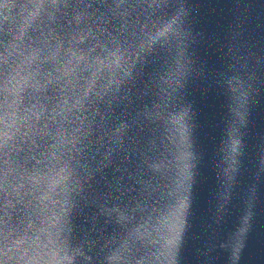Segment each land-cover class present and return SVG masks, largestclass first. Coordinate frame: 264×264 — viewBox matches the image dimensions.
<instances>
[{"label":"water","instance_id":"1","mask_svg":"<svg viewBox=\"0 0 264 264\" xmlns=\"http://www.w3.org/2000/svg\"><path fill=\"white\" fill-rule=\"evenodd\" d=\"M0 264H264V0H0Z\"/></svg>","mask_w":264,"mask_h":264}]
</instances>
